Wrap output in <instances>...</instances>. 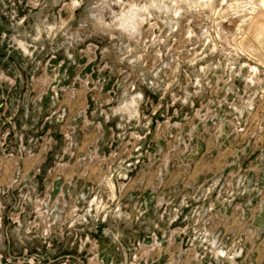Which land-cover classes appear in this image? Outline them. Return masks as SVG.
<instances>
[{
  "label": "rangeland",
  "instance_id": "rangeland-1",
  "mask_svg": "<svg viewBox=\"0 0 264 264\" xmlns=\"http://www.w3.org/2000/svg\"><path fill=\"white\" fill-rule=\"evenodd\" d=\"M0 264H264V0H0Z\"/></svg>",
  "mask_w": 264,
  "mask_h": 264
}]
</instances>
